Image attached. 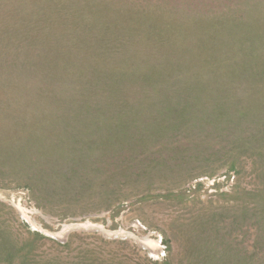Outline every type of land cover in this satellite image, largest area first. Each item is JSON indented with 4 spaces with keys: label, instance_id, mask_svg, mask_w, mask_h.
I'll use <instances>...</instances> for the list:
<instances>
[{
    "label": "rangeland",
    "instance_id": "obj_1",
    "mask_svg": "<svg viewBox=\"0 0 264 264\" xmlns=\"http://www.w3.org/2000/svg\"><path fill=\"white\" fill-rule=\"evenodd\" d=\"M4 1L0 264H264V0Z\"/></svg>",
    "mask_w": 264,
    "mask_h": 264
},
{
    "label": "trees",
    "instance_id": "obj_2",
    "mask_svg": "<svg viewBox=\"0 0 264 264\" xmlns=\"http://www.w3.org/2000/svg\"><path fill=\"white\" fill-rule=\"evenodd\" d=\"M29 1H32V2H29ZM29 1H26L27 5H26V8H28L29 10H32L33 11V22H27V23H23L22 26H25L27 25L28 27H30L31 24L29 23H33L32 24V27L30 28H39V23L38 21H34V18H35V15L39 12V9L40 7H45L46 5L50 8L52 7V3H48V2H44L42 6H39V4L37 3L38 0H29ZM37 1V2H36ZM51 9V8H50ZM8 11H7V8H6V3L4 0H0V47L2 49V53L0 54V61H1V65L4 66L5 62V66L8 67V68H12V67H15V63L18 61L16 56H17V53L15 52L16 50V44H15V33H16V29H19L18 27V23H15V22H7V20H9L10 18H16V17H9L8 15ZM185 14V13H184ZM185 18L186 19H183L184 21H179V20H164V21H157L155 22L154 24H152V26L148 27L146 29V32H148V34H150V32H152V29L153 30H163L165 31V34H168V36H173L174 34H178V35H182V32L185 31L186 34H190L192 32H194L193 30L190 31L192 29V26L190 25L191 22H188L190 21V19H194L193 16H189L187 14H185ZM172 21H175V22H172ZM21 26V27H22ZM44 24L41 23V27H43ZM200 26V27H198ZM20 27V28H21ZM193 28L195 30L199 29V31L202 29V28H205L207 30H210L211 28H213V25L211 23H206L204 25H193ZM4 34H10L7 39L4 38ZM191 36V35H190ZM34 45H33V48L37 45V42H33ZM13 50V53L11 55H15V56H12L11 58H13V60L9 61L8 58L5 57V53H4V49L6 51V49H10ZM39 48L36 49V55L37 57L38 56H41V52L38 51ZM40 54V55H39ZM10 55V53H9ZM36 57V58H37ZM9 58V59H11ZM36 58H32V61H29V63L27 61H18L19 62V66H27V65H31V70H33V68H37L39 67L37 64H38V61ZM39 59V57H38ZM45 60V59H44ZM44 60L42 59V62L40 63L42 65V63L44 62ZM25 68V67H24ZM252 139V142L254 143H257V147H256V160H258V162H262L263 166H264V128H260L258 130H255L254 132L250 133V136H247L246 139Z\"/></svg>",
    "mask_w": 264,
    "mask_h": 264
}]
</instances>
